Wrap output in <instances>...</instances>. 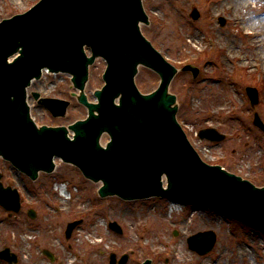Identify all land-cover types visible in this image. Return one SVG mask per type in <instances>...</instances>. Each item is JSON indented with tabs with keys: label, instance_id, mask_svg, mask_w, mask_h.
Masks as SVG:
<instances>
[{
	"label": "water",
	"instance_id": "95a60500",
	"mask_svg": "<svg viewBox=\"0 0 264 264\" xmlns=\"http://www.w3.org/2000/svg\"><path fill=\"white\" fill-rule=\"evenodd\" d=\"M190 16L196 20L199 13L193 9ZM220 21L223 25L224 20ZM139 22L147 23L141 0H40L26 13L2 20L0 156L32 179L38 171L51 172L53 158L60 157L79 167L87 178L101 180V197L160 196L183 200L264 230V187L256 188L199 159L176 122L177 104L171 107L175 97L167 92L176 70L143 38ZM96 57L107 62L103 75L106 86L94 93L98 104H89L84 94L80 95L79 102L88 108V118L70 125L87 115V110L77 102L78 92L69 75L43 72L39 79L41 70L70 73L75 87L83 90L88 65ZM139 64L161 77L159 88L150 95H141L134 85ZM105 67V62L97 59L89 69L85 94L90 102H95L93 92L104 84ZM183 70H190L193 77L198 74L191 66ZM33 78L39 80L28 88L32 119L38 126L70 125L72 139L64 127L37 128L30 119L25 89ZM135 83L142 93H149L158 86L159 77L139 67ZM33 92L68 101L66 116L63 117L67 102L51 99L39 102L54 116L63 117L54 118L35 102ZM247 92L251 103H256V91L247 89ZM33 96L37 99L39 95ZM254 124L263 128L257 115ZM104 132L111 137L105 149L99 145ZM199 137L211 141L224 138L214 130L201 131ZM107 140L104 135L100 144L104 146ZM163 175L167 178L166 190L162 188ZM0 204L17 212L20 207L17 192L3 189L0 184ZM28 213L35 217L33 211ZM78 224L68 225L66 237ZM110 227L121 233L115 223ZM215 240L212 232L200 233L189 239V247L203 255L213 248ZM0 259L10 264L16 262L8 249L0 252ZM125 261L126 257L121 264Z\"/></svg>",
	"mask_w": 264,
	"mask_h": 264
},
{
	"label": "rangeland",
	"instance_id": "374dc122",
	"mask_svg": "<svg viewBox=\"0 0 264 264\" xmlns=\"http://www.w3.org/2000/svg\"><path fill=\"white\" fill-rule=\"evenodd\" d=\"M38 1L19 0L16 5L12 0H0V20L24 13ZM221 1L142 0L149 23L141 24L140 30L178 70L169 92L176 96L177 121L201 159L263 187L264 133L253 125V118L257 114L264 124V86L257 69L250 72L239 68L236 61L228 62L225 68L220 63L222 52L217 46L212 48L217 37L224 39L227 35L235 36L237 53L243 54L248 48L228 13L216 12ZM252 4L264 14V0H254ZM192 8L200 13L196 21L189 17ZM219 18L225 20L224 26ZM170 21L172 27L168 29ZM166 28L169 34L164 33ZM193 35L204 44L196 45ZM185 65L199 69L196 79L189 72H181ZM247 87L258 92L254 106L246 95ZM218 101L223 107L216 104ZM206 128L224 134L225 140H200L197 134ZM0 175L3 186L16 189L20 196L18 213L0 206V250L9 248L17 256L15 264H68L69 258L76 259V264H109L112 253L117 260L127 255L125 264H142L146 259L151 264H169L166 246L175 244H182L190 259L211 264H264V232L199 207L178 204L170 213L171 204L158 198L135 202L117 197L102 199L97 194L101 182L86 180L79 170L59 159L55 160L53 173H39L37 180L31 181L0 158ZM57 185L67 186L70 206L63 204ZM29 209L36 213L34 219L28 217ZM74 220L82 223L66 239V224ZM110 222H116L122 234L109 229ZM139 222L140 230L131 231L130 227ZM45 230L53 233L56 248L47 240L38 246L39 235ZM199 231H212L217 238L213 249L202 256L187 245L188 237ZM128 238L133 242L127 243ZM45 250L54 261L43 253ZM220 250L225 252L222 261L218 260ZM28 254L36 260L27 261ZM0 264L8 263L0 260Z\"/></svg>",
	"mask_w": 264,
	"mask_h": 264
},
{
	"label": "bare ground",
	"instance_id": "6f19581e",
	"mask_svg": "<svg viewBox=\"0 0 264 264\" xmlns=\"http://www.w3.org/2000/svg\"><path fill=\"white\" fill-rule=\"evenodd\" d=\"M14 4L19 5V0H12ZM252 2L254 0H222L216 9V12L226 11L232 21L235 23V26L239 28L241 36L245 41V44L248 46L247 51L243 54L237 53L235 36H225L224 39H215V44H212V48H219L222 52L220 63L226 68L228 62L236 61V66L239 68L249 69L251 72L253 69H257L260 74V80L264 86V14L258 10L257 7H254ZM172 27V22H168V29ZM166 28L165 34H169V30ZM192 41L198 45L202 46L204 43L200 40L199 37L193 35ZM217 105H224L222 102H216ZM223 107V106H222ZM222 109V108H221ZM224 109V108H223ZM210 119V117L208 118ZM64 190V188H62ZM62 202L65 206H70L72 202L70 199L62 197ZM170 213L175 211L176 203H170ZM80 210V209H79ZM86 208L84 209V211ZM194 216H191L190 223H193ZM141 222L136 224V226H131V231L140 230ZM2 230V227H0ZM41 237V242L46 241L52 248H56L53 241V233H47L45 230L39 235ZM143 239V235L141 236ZM35 238L33 242L36 240ZM99 241L100 238H97ZM102 242V241H101ZM131 238L127 239V243H132ZM24 249V248H23ZM25 251V249H24ZM166 251L168 252V261L169 264H211L209 261H202L199 259H190L188 253L185 251V248L182 244H175L166 246ZM29 253V252H28ZM220 257L223 259L225 252L220 250ZM36 260L32 255L28 254L27 261ZM221 259V261H222ZM94 262V259H91V262ZM68 264H76L77 260L69 258ZM97 264H103L102 261L97 262Z\"/></svg>",
	"mask_w": 264,
	"mask_h": 264
}]
</instances>
